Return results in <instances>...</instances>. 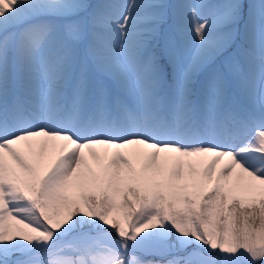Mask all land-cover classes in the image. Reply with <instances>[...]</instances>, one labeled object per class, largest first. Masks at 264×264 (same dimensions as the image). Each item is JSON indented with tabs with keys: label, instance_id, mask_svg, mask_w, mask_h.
<instances>
[{
	"label": "snow or ice",
	"instance_id": "1",
	"mask_svg": "<svg viewBox=\"0 0 264 264\" xmlns=\"http://www.w3.org/2000/svg\"><path fill=\"white\" fill-rule=\"evenodd\" d=\"M0 264H264V0H0Z\"/></svg>",
	"mask_w": 264,
	"mask_h": 264
}]
</instances>
